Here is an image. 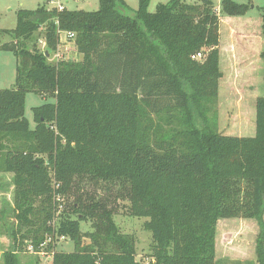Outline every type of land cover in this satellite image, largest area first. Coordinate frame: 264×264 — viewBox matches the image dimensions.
<instances>
[{
  "label": "trees",
  "instance_id": "1",
  "mask_svg": "<svg viewBox=\"0 0 264 264\" xmlns=\"http://www.w3.org/2000/svg\"><path fill=\"white\" fill-rule=\"evenodd\" d=\"M99 2L97 10L58 11L46 0L18 10L16 27L3 30L11 40L0 48L12 50L17 65L13 86L0 88V190L1 175L11 173L18 223L4 263L23 264L16 242L30 239L51 264H147L106 199L79 194L61 209L77 180L88 178L119 185L129 214L147 219L148 264L223 263L221 218L260 226L255 262H225L264 264V96L254 136L221 133L217 107L221 15L246 16L251 4L221 0L218 11L212 0H170L152 12L150 0H140L132 17L119 8L124 0ZM261 21L264 37V8ZM43 25L45 50L36 34ZM59 30L75 33L68 46ZM56 51L69 55L52 61ZM28 92L54 99L33 108L34 128ZM83 222L92 231L83 232ZM67 238L74 250L57 249Z\"/></svg>",
  "mask_w": 264,
  "mask_h": 264
},
{
  "label": "rangeland",
  "instance_id": "2",
  "mask_svg": "<svg viewBox=\"0 0 264 264\" xmlns=\"http://www.w3.org/2000/svg\"><path fill=\"white\" fill-rule=\"evenodd\" d=\"M124 1L125 6H120V10L129 16H135L140 0ZM169 1L150 0L149 10L154 12L158 4ZM185 1L197 3L202 0ZM212 1L219 11L221 0ZM235 1L251 4L248 16L243 18L249 16L261 18L264 0ZM45 3L46 0H0V44L11 40V35L3 32V30L16 27L18 10L36 9ZM66 5L69 9L97 10L100 2L99 0H69V3H66ZM224 18L221 15L220 51L222 53L221 69L223 77L220 80L217 105L219 111V130L223 134L254 136L256 133V100L259 96H264V63L262 60H259V44L256 42V39L264 40L262 30L260 29L261 25L258 19L257 21H253L251 26L247 27L245 26L246 19L237 18L234 21L228 22ZM226 25L229 27L227 28ZM44 30L45 25L36 33L39 36L37 46L40 49H43L41 39H44ZM249 40L252 41L249 42ZM33 42L30 43V47H33ZM247 43L249 44L247 45ZM70 53H73V57L77 59H81L82 57L73 51ZM5 55H9L11 61L3 59ZM65 55L69 54L65 53ZM15 64L17 65L14 52L10 49L0 48V75H2V72H5L9 78L8 80L1 81L0 77V88H10L13 86V81H15L13 78L16 73ZM53 100V98H43L36 92H28L26 94L25 116L29 120L31 128L35 127L33 108ZM1 177L3 188L0 190V264H5L4 254L7 250L13 249L15 245L16 240L12 232L17 230L18 223L15 221L13 209L14 184L11 174H3ZM117 188H119V185L109 188L103 181L95 183L88 178L78 179L71 194L64 197L61 209L68 210L75 197L79 194H83L84 196L93 194L97 198L106 199L109 207L115 208L114 220L120 231L135 235L137 240V258L148 264L151 256L152 236L144 227L147 219L133 217L129 214L126 208L128 201L117 197ZM82 230L83 232L92 231L91 222H83ZM259 231L260 226L255 218L219 219L216 236L217 259L223 260L221 264H231L229 263L230 261L255 262L257 258L256 240ZM89 241V238L84 239V242ZM16 245L19 249L17 255L23 264H51L52 256L45 249L43 250L44 253H38V250L31 244L30 239H19V244L16 242ZM47 247L45 245L43 248ZM56 248L68 252L73 251L74 242L70 238L60 239L56 242ZM225 260L229 262H225Z\"/></svg>",
  "mask_w": 264,
  "mask_h": 264
},
{
  "label": "built area",
  "instance_id": "3",
  "mask_svg": "<svg viewBox=\"0 0 264 264\" xmlns=\"http://www.w3.org/2000/svg\"><path fill=\"white\" fill-rule=\"evenodd\" d=\"M47 1H49V5H48L49 9H52L54 7L58 11H64L65 9L68 8L66 3H69V0H57V1L47 0ZM59 36H60L61 41L68 46V44L73 41V39L75 37V33L74 32H70V31H65V30H59ZM41 42H42V46H43L42 50H45L46 49V41H45V39H41ZM64 55H65L64 53H62L60 51H56V52L53 53V56H51V59L54 60V61H58L60 59H63L65 57ZM202 56H203L202 53L198 52V53L192 55V58L193 59H199ZM50 240L51 239L48 238L43 243L42 247H44L48 242H50ZM42 252H43V250H41L38 253L41 254Z\"/></svg>",
  "mask_w": 264,
  "mask_h": 264
},
{
  "label": "crops",
  "instance_id": "4",
  "mask_svg": "<svg viewBox=\"0 0 264 264\" xmlns=\"http://www.w3.org/2000/svg\"><path fill=\"white\" fill-rule=\"evenodd\" d=\"M246 16H248V15H246ZM225 17V16H224ZM243 17H245V16H239V17H225L224 19H226L228 22H231V21H234V19H237V18H243ZM252 17H254V16H252ZM251 16H249V17H247V18H243V20L244 19H246V21H245V26H247V27H249V26H251L253 23V21H257V19H258V21L260 22V25L262 24V21H261V18H252ZM221 23L222 22H220V28H221ZM227 26V25H226ZM226 26H224V28H226ZM229 26H227V28H228ZM231 27V26H230ZM260 29H261V27H260ZM230 30V29H229ZM221 32V31H220ZM221 36V35H220ZM252 40H249V42H251ZM255 41V40H254ZM220 42H221V37H220ZM256 42H258V44H259V53L261 52V50H262V48H263V46H264V40H262L261 41V39H256ZM249 43H247V45H248ZM10 56L9 55H5L4 56V58L3 59H6V60H10V58H9ZM12 58V57H11ZM221 60H222V53H221V51H220V66H221ZM260 61L262 60L261 58L259 59ZM11 61V60H10ZM12 61L14 62V60L12 59ZM259 61V62H260ZM245 64H247L246 62H245ZM16 65V64H15ZM245 70H246V68H245ZM2 71V70H1ZM0 77H1V81L2 80H8L9 78H8V76L6 75V73L5 72H2V75H0ZM10 79H12V78H10ZM13 79H16V73H15V77L13 78ZM13 81V80H12ZM15 83V81H13V84ZM3 88V87H2ZM253 109V108H252ZM7 174H11V173H7ZM11 177H12V174H11Z\"/></svg>",
  "mask_w": 264,
  "mask_h": 264
}]
</instances>
